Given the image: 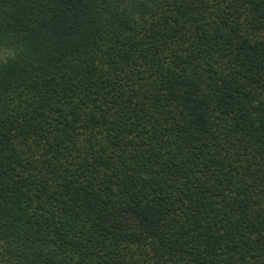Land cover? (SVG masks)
Returning a JSON list of instances; mask_svg holds the SVG:
<instances>
[{"label": "trees", "instance_id": "16d2710c", "mask_svg": "<svg viewBox=\"0 0 264 264\" xmlns=\"http://www.w3.org/2000/svg\"><path fill=\"white\" fill-rule=\"evenodd\" d=\"M0 264H264V0H0Z\"/></svg>", "mask_w": 264, "mask_h": 264}, {"label": "clouds", "instance_id": "9594fccd", "mask_svg": "<svg viewBox=\"0 0 264 264\" xmlns=\"http://www.w3.org/2000/svg\"><path fill=\"white\" fill-rule=\"evenodd\" d=\"M13 56V50L0 47V64L5 63L8 59L12 58Z\"/></svg>", "mask_w": 264, "mask_h": 264}]
</instances>
